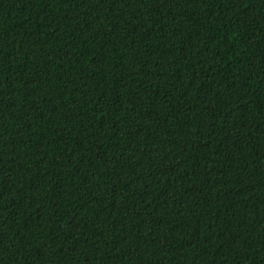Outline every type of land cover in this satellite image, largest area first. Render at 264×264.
Returning a JSON list of instances; mask_svg holds the SVG:
<instances>
[{
    "label": "trees",
    "instance_id": "1",
    "mask_svg": "<svg viewBox=\"0 0 264 264\" xmlns=\"http://www.w3.org/2000/svg\"><path fill=\"white\" fill-rule=\"evenodd\" d=\"M0 264H264V0H0Z\"/></svg>",
    "mask_w": 264,
    "mask_h": 264
}]
</instances>
